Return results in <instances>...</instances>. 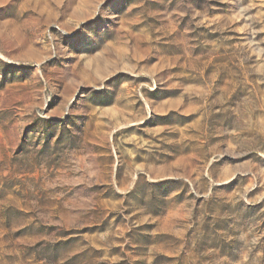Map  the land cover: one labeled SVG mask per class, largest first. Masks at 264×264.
<instances>
[{
    "label": "rangeland",
    "instance_id": "374dc122",
    "mask_svg": "<svg viewBox=\"0 0 264 264\" xmlns=\"http://www.w3.org/2000/svg\"><path fill=\"white\" fill-rule=\"evenodd\" d=\"M0 264H264V0H0Z\"/></svg>",
    "mask_w": 264,
    "mask_h": 264
}]
</instances>
